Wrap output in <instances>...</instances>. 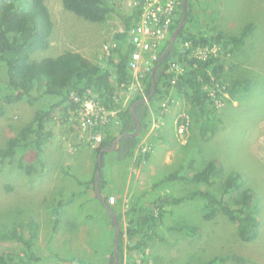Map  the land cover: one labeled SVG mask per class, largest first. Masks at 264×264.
I'll list each match as a JSON object with an SVG mask.
<instances>
[{
  "label": "trees",
  "instance_id": "trees-1",
  "mask_svg": "<svg viewBox=\"0 0 264 264\" xmlns=\"http://www.w3.org/2000/svg\"><path fill=\"white\" fill-rule=\"evenodd\" d=\"M47 0H0V60L6 67L7 87L0 88V114L5 113V108L13 103L25 101L34 105L46 96H55L57 101L49 104L44 109L35 112L32 121L21 129L18 136H11L4 147L0 148V168L6 161H12L18 153L23 156L31 151L35 160L30 165L18 163V168L28 174L36 172L35 165L42 164L41 154L43 147L53 141L54 133L50 123L61 121L66 123L70 113L76 114L80 108L76 96L84 99L94 97L101 101L107 110L117 112L120 133H132L137 128L130 107L135 102L148 96L151 92V71L146 72L142 82V89L134 91V95L126 106L120 101V94L128 91L133 74L129 69L132 47L124 48L123 43L129 39V31L139 24L142 14L143 0H134L132 14L124 15L126 31L117 36L118 43L112 48L113 57L110 58L108 67L93 63L83 55L74 51H65L57 57H43L40 60L32 56L40 51L50 48V37L53 32V19L46 4ZM66 10L90 22H104L114 11L106 0H62ZM183 5L180 0L179 11L171 28L169 38L177 28L181 18ZM200 13L195 12L193 0H188V17L185 27L170 55L158 63L155 79L157 89L154 97L148 103L136 107V114L142 123V131L136 138H123L120 141L116 157L121 160L136 159V166L147 161L150 152H138L142 143L143 134L152 125V113H162L166 109L163 103L169 105L174 98L184 100L191 109H196L200 115V135L209 139L222 124V119L217 115L215 103L209 96L207 86L216 89L217 96L224 93L236 98L239 91H248L240 81V77L227 83L224 76L227 55L232 56L244 45L251 35L252 26L247 25L240 35H233L224 31H201L189 27V23L198 19ZM169 38L162 44L157 52V58L166 50ZM186 42L194 46L219 45L224 55L199 60L191 55V51L184 48ZM156 60L154 61L155 64ZM177 63L181 66L178 73L171 72V65ZM154 66V65H153ZM234 67V65H233ZM156 109V111L154 110ZM77 115V114H76ZM60 118V119H59ZM77 116L74 117V121ZM61 123V124H62ZM104 133L107 129L103 127ZM116 136L104 137L102 143L94 148L96 171L98 156L104 147L111 146ZM31 149V150H29ZM108 153L104 154V158ZM104 162V161H103ZM190 167L195 162L192 161ZM90 182H80L85 187V192L95 189V175ZM224 173V168L215 161L209 162L200 172L182 173L179 170L165 176L154 183L151 190L164 182H187L195 188L181 196L161 195L156 200L149 202L144 208L142 203L147 201L148 192L132 200L130 208L125 213L127 227H124L123 214L120 209L109 202V196H104L111 206L120 223L119 237V264H147V250L150 242L157 238L156 230L162 226L163 217L167 206H180L187 202L200 200L203 203V219L213 221L219 213H223L231 222L236 224L237 232L242 242H251L260 234V219L256 194L250 188H244L240 174L234 172L227 176L222 183L219 194L207 187L217 184L216 178ZM103 167L99 183L100 192L104 187ZM206 186V188H202ZM80 193L73 192L68 199L58 203L56 211L71 204ZM152 199V198H151ZM167 205V206H166ZM114 226V223L112 222ZM111 228V227H110ZM170 230L186 231L190 236H196L199 231L189 224H178ZM39 227L33 220L25 225L3 227L0 229V242L18 241L22 249L7 250L0 253V264H39L45 257L41 256L36 248V238ZM115 236V226L113 227ZM114 236L111 250L104 251L101 264L114 263ZM60 258L59 255H51ZM138 256H142L140 261ZM130 261L126 263V259ZM133 258V261L131 260ZM64 262H77L80 264H94L84 262L74 256L62 259ZM138 261V262H137ZM228 261L238 263L246 262L245 258L238 255H217L203 264H224Z\"/></svg>",
  "mask_w": 264,
  "mask_h": 264
},
{
  "label": "rangeland",
  "instance_id": "rangeland-1",
  "mask_svg": "<svg viewBox=\"0 0 264 264\" xmlns=\"http://www.w3.org/2000/svg\"><path fill=\"white\" fill-rule=\"evenodd\" d=\"M118 1L107 0L111 7H117L119 11L121 7L119 4L117 6ZM46 4L54 21L50 43L52 39L58 45L57 48L60 46L58 33H54L55 27L60 26L57 24L56 14L59 8L62 9L64 22L68 24V19L72 18L75 21L74 29L86 35L82 40H88L85 48L91 58L94 54L98 62L104 65L102 58H106V61L109 58L106 56V49L112 50V40L107 38L105 29L110 23L90 22L77 16L62 8V0H47ZM193 4L195 12L200 13L198 19L188 25L194 30H219L240 35L245 26H252L245 45L231 59L227 56L224 69L227 83L230 84V80L239 75L240 82L248 91H239L236 98L229 94L223 96V105L215 107L223 122L209 139H204L195 132L184 146L181 142L186 136H174L173 147L178 149L173 151L171 164L160 166L158 175L149 178V184L153 185L177 170L182 173L189 170L192 173L200 172L209 162L215 161L224 168V173L216 178V185L207 188L219 194L228 175L234 172L242 175L243 187L252 189L256 194L260 234L254 241L242 242L236 224L223 213H219L213 221H205L203 203L200 200L180 206L166 205L162 226L156 230L157 238L150 242L147 250V264H203L217 255L233 254L245 258L246 262L228 261L224 264H264V0H193ZM77 19L87 24H76ZM67 33L68 31L64 36ZM68 48L65 43L64 51H68ZM70 49L73 50V47ZM45 56L52 57L55 53L51 49L40 50L32 59L40 60ZM6 87V67L0 60V88ZM128 92L131 97L135 93L131 90ZM57 100L55 96H46L34 105L21 101L7 106L5 113L0 114V148L6 145L9 137L19 135L23 126L32 121L37 110L44 109ZM61 123H50L54 138L43 147L42 164L40 161L35 165L36 172L28 174L18 168L20 161L30 165L35 160L31 151L24 156L18 153L12 161H6L1 166L0 229L35 221L39 227L36 248L45 257L39 264H80L62 261L67 256L101 264L106 255L103 252L111 250L109 247L114 234L110 217L101 208L100 202L94 199L90 203L88 199L78 195L71 204L56 211L60 201L79 191L80 187L74 176L81 180L86 178L92 172L95 161L94 150L80 148L75 151V147L68 143L71 138L63 136L66 123ZM113 153L116 155V152ZM192 161L195 164L190 167ZM132 163L129 171L133 173L136 168ZM103 168L106 174L105 161ZM194 188L187 182H164L154 190L148 185L142 191L148 192V200L142 206L145 208L161 195L178 197ZM104 192L106 194L107 190ZM117 201L118 198L115 203ZM178 224L194 226L199 234L190 236L186 231L170 230ZM22 247L18 241L0 242V253L7 250L19 251ZM53 254L60 258L51 256ZM140 258L142 256H138L137 260L140 261ZM125 261L128 263L130 260L127 258Z\"/></svg>",
  "mask_w": 264,
  "mask_h": 264
},
{
  "label": "crops",
  "instance_id": "crops-1",
  "mask_svg": "<svg viewBox=\"0 0 264 264\" xmlns=\"http://www.w3.org/2000/svg\"><path fill=\"white\" fill-rule=\"evenodd\" d=\"M132 3H133V6H132ZM118 4L121 7L119 8V11H117V7L116 9L113 8L114 11L110 13V15L108 16L106 20L107 23H110L106 26L105 29H107V38L109 40H112L111 42L112 48L115 47L116 44L118 43L117 36L120 33H124L126 31V26L124 23L123 16L132 14L135 1L134 0H119L117 3V6ZM61 11L62 9L60 10L58 8L56 12L57 24H60V26L58 27L56 26L54 30L55 34L58 33V36H59L58 44L60 46L57 48L58 45H55V43L51 39V46L49 49L52 50V53H55V56H52V57H57L61 55L62 53H64L65 52L64 45L66 43L67 47H69L68 51L78 52L81 55H83L86 59L90 60L91 62L99 63L98 59L94 56V54H93V58H91V54L85 48V45L87 44L88 40L86 38L85 40H82V38H84L86 35L84 36L82 31L78 33V31L74 29L73 24L75 23V21L74 20L72 21V18L68 19L69 20L68 24L65 23L61 16ZM53 24H54V21H53ZM76 24H87V23L81 19H77ZM66 31H68V33L66 36H64ZM74 31H75L76 37L73 38ZM123 46L125 49L129 47L128 38H127L126 43H123ZM71 47H73V50L70 49ZM111 57H113V61H116L114 54L112 53V50L110 49V56L108 60L106 61V58L103 59L104 58L103 57L102 60L104 62V65L101 63L99 64L102 65L103 67H108ZM128 91H123L120 94V101L123 103L124 106L128 104V101L131 98V94ZM165 109H166L165 111L159 114H156L154 112L152 113V117H153L152 125L143 134L142 143L140 145H148L152 147V151L150 152L151 156L147 161L136 166V159H135L136 157L134 159L121 161L113 153L115 151L109 152L105 157L104 161L106 162L107 172L105 174L104 168H103V176H104L105 184H104L101 195L103 196V198L104 196H109V197L114 196L118 198L117 203L113 205H115L118 209L122 211V214H123L122 221L124 222V227H127L128 225L127 224L128 220H127L125 213L130 208L132 200L139 198V195L142 193V191L145 189L146 186L149 185L150 188L152 187V185L149 184L150 182L149 178L158 175L160 166L164 167L165 165L171 164L170 158L171 156H173V151L178 149L176 147H173V144L175 143L174 136L178 138V132H177L178 117L181 114L185 113L190 118V124L188 127L186 137L181 142L182 145L184 146L187 145L189 139L190 138L192 139L193 137L192 135H194L195 132L200 134V128H201L200 115L196 109H191V106L187 105V103L184 100L179 99V98H174L171 101V103L167 105ZM154 110L156 111V109ZM75 116L77 115L74 112L70 113L69 118L65 124L67 127L63 128L64 130L63 136L67 138L69 137L71 138L70 142L68 143H71L75 147V151L80 148L81 149L90 148L91 150H94L89 145H87V147H84L86 145H83L80 143L78 136L75 134V129H74L76 120L74 121L73 119ZM117 119H118L117 112L110 111V121L107 125H105V128L107 129V133L106 132L104 133L105 137L108 135L118 137L121 134ZM95 163L96 162L94 161L93 170L86 178L81 180V179H77L74 176V178L77 180L79 187H80L77 193H80L79 195H82L83 197H85L86 198L85 200L88 199L90 203L94 199L99 201L101 204V208L108 214V216L110 217V221L112 223V217L109 211L106 209V206L103 203V201L99 198L96 190L90 189L87 192H85V187L81 186L79 183V181L83 183L90 182L93 179L94 173L96 171ZM130 163L134 164L136 168V170H134L133 173L129 171ZM111 189H114V190H111ZM105 190H107L106 194L104 192Z\"/></svg>",
  "mask_w": 264,
  "mask_h": 264
},
{
  "label": "built area",
  "instance_id": "built-area-1",
  "mask_svg": "<svg viewBox=\"0 0 264 264\" xmlns=\"http://www.w3.org/2000/svg\"><path fill=\"white\" fill-rule=\"evenodd\" d=\"M180 0H143L141 19L138 25L129 31V45L132 47L129 69L133 74V80L130 83L131 91H140L146 72L151 71L154 61L157 59V52L160 50L163 42L170 35L171 28L179 11ZM184 48L191 51V55L199 60H207L210 57L224 55L226 51L219 45L212 46H194L192 42H186ZM110 56L109 48L106 49ZM230 56V53L227 55ZM181 66L177 63L171 65V72L178 73ZM206 89L209 96L213 99L215 107L219 108L224 103V97L217 96V91L210 86ZM79 102L80 108L77 110V119L74 126L76 135L81 144L89 145L93 149L98 147L104 140L103 127L110 121V111L106 109L101 101L94 97L84 99L75 97ZM167 103H163V108ZM190 118L187 114H181L177 120V132L179 136H186ZM152 147L148 145H139L138 152H151ZM111 204L116 202V197H110Z\"/></svg>",
  "mask_w": 264,
  "mask_h": 264
},
{
  "label": "water",
  "instance_id": "water-1",
  "mask_svg": "<svg viewBox=\"0 0 264 264\" xmlns=\"http://www.w3.org/2000/svg\"><path fill=\"white\" fill-rule=\"evenodd\" d=\"M182 5H183L182 18H181L177 28L175 29V31L173 32V34L169 38V43H168L166 50L164 51V53H162L161 56H159L156 59V62L152 68V71H151L152 88H151L150 94L148 96L144 97L143 99L135 102L130 107L131 114H132L134 121L136 122L137 128L132 133H121L118 137H116L113 144L111 146L104 147L98 156V167H97L96 176H95V189H96V192H97L99 198L103 201V203L106 206V209L109 211V213L112 217V222L114 223V226H115L114 263L113 264H119L120 223H119L116 215L112 211L111 206L105 202L103 196L101 195L100 188H99V183H100V179H101V175H102L104 154L118 150L119 145H120V141L123 138H136L140 135V133L142 131V123L136 114V107L141 105V104L150 102V100L154 97V95L156 93L157 84H156L155 74H156L158 63L164 61L170 55L171 51L173 50V48H174V46L178 40V37H179L181 31L183 30V28L185 27V24L187 22L188 0H182Z\"/></svg>",
  "mask_w": 264,
  "mask_h": 264
},
{
  "label": "bare ground",
  "instance_id": "bare-ground-1",
  "mask_svg": "<svg viewBox=\"0 0 264 264\" xmlns=\"http://www.w3.org/2000/svg\"><path fill=\"white\" fill-rule=\"evenodd\" d=\"M163 44H164V42H163ZM110 202V201H109Z\"/></svg>",
  "mask_w": 264,
  "mask_h": 264
}]
</instances>
